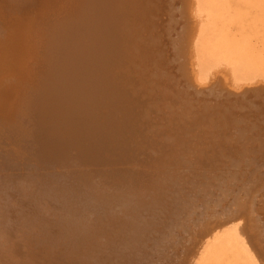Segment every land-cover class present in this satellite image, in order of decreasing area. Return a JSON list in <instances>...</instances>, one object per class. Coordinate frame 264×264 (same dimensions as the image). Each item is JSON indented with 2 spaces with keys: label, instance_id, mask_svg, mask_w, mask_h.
<instances>
[{
  "label": "bare ground",
  "instance_id": "obj_1",
  "mask_svg": "<svg viewBox=\"0 0 264 264\" xmlns=\"http://www.w3.org/2000/svg\"><path fill=\"white\" fill-rule=\"evenodd\" d=\"M188 1L182 45L190 78L204 84L223 76L230 90L264 84V0ZM142 3L0 0V264H137L136 253L143 258L156 237L152 229L171 233L175 225L192 242L186 264H264V178L255 189L264 175V93L256 89L258 102L240 106L257 115L255 125L234 124L228 98L231 107L205 104L223 114L196 127L199 143L168 137L199 117L190 98L170 112L168 95L150 108L151 84L127 91L124 76L145 54L136 50L142 19L149 25L154 10ZM155 108L169 114L163 124H150ZM231 123L259 130L250 139L216 134ZM75 160L104 167L93 179L72 170ZM21 176L32 181L27 199L12 184ZM83 184L101 188L100 198L80 195ZM103 206L112 227L89 239L94 228L85 234L83 218ZM27 227L38 229L34 241Z\"/></svg>",
  "mask_w": 264,
  "mask_h": 264
},
{
  "label": "rangeland",
  "instance_id": "obj_2",
  "mask_svg": "<svg viewBox=\"0 0 264 264\" xmlns=\"http://www.w3.org/2000/svg\"><path fill=\"white\" fill-rule=\"evenodd\" d=\"M142 2L143 3L141 5H145V6H147V5L151 6V4H152L154 6V10L151 13H149L150 14L149 16L151 17V23L149 25H148L149 22L147 21V19H149V18H147L145 20L142 19V21H144L143 24H144L145 29H143V32H142L140 39H138V47L136 48V50L138 53H139V51L142 52L144 50L145 54H144V56H139L138 58H136L137 61H136V65L134 66V68H132V70L130 69V71L127 72V74L124 76L125 83L128 84L127 85V91H129V92L134 91V89H139V91L149 90L150 84H151L152 86H154L156 88V91L152 93L153 94L152 98H151L152 105L150 104L151 105L150 108L155 107V106L159 107L160 104L163 102V99H166L167 98L166 95H168V96H170V98L173 102V103L171 102L169 104L170 108L166 109V110H170V112H173V111L176 112L177 111L176 108L184 105L183 99L184 98H190L191 102H192L191 110H195L197 112V116L199 117V123L197 126H194V123H192L191 125L189 123L186 128H184L182 130L180 129L181 131L180 130L176 131L175 129H173V131H176V132L172 131V133L168 137H170V138L176 137L177 138L179 136V137L183 138L184 140L189 141L190 143H195V142L197 143L198 142V136L195 137V141H194V134H196V131L198 130V128H196V127H199V126L200 127H206L205 124L209 125V122H210V120H212V118H215L216 120H218L220 114H217V112H220L223 114V111H217L215 114L211 113V111L205 109V107H206L205 104L208 103L206 105H210L213 107H214V104H219V105H223L224 107H227V105L230 106V102H231V101L226 100L228 98L234 99V100H232L233 102H231V103H235V105H236V107L233 109L236 110L237 112L235 111V113H233L231 115V118H232L231 121H233L234 124L238 125V122H239L242 125V124H245L244 121H246V123L248 125L252 126V125H255L256 123H258L256 120L257 115L254 112H250V114H249L245 110V108H242L240 106L242 104H246V103L250 102L251 100L253 101V99H255V101L257 103L258 100H256V97H257L256 93H259V92L264 93V87H263L264 84L252 85V86L250 85V86H248V89L236 90L233 88L232 90H230L232 87L229 85V83L227 81H225L223 76L222 77L217 76L219 79L216 77V78H213V80H211L207 83H204V84H201L198 81L196 82V80L194 81V80H192V78H190V77H192V75H191L192 74V66L190 67L189 65H192V64L188 58V55L185 53V49H184L185 46L182 45L184 40H186V37H185V36H187L186 35L187 30L186 29L188 28L189 24L192 21L189 14H186V9H188V7H189V1L188 0H142ZM141 5H139V6L144 9L145 6H141ZM177 8H179V9H177ZM144 13L146 14V17H147L148 12L147 13L144 12ZM138 21H139V23L142 22V21H140V19ZM186 21H188V22H186ZM178 25H179V27H178ZM147 29L149 30V33L147 32ZM142 37L144 38L143 40H142ZM146 38H148L147 42H146ZM152 39L157 40V43H156L157 45H155V47L150 46L148 43L149 40H152ZM181 46H183V47L180 49ZM158 54H160V55L157 56ZM179 54H181V55H179ZM183 57H185V58H183ZM156 58H159V59H156ZM184 60H185V65H184ZM139 65H141V67H139ZM179 66H181V67H179ZM189 67L191 69H189ZM144 69L147 70V77L143 76V73H144L143 70ZM127 70H128V68H127ZM187 72H188V74H187ZM181 76L182 77L184 76V77L182 78ZM188 76H189V78H188ZM185 78H187V79H185ZM185 81H186V83H185ZM193 82H194V85H193ZM195 83H196V85L197 84L198 85L196 86ZM223 83H227L228 85H226V84L223 85ZM221 85H223V86H221ZM256 89H258L259 92ZM235 92H236V94H235ZM262 98H264V94H263ZM137 101H139V99H137ZM238 101H240V102H238ZM261 101L263 102V100H261ZM251 103H253V102H251ZM256 103H254V104L258 105ZM150 105L149 104L147 106L144 105V110ZM139 106H143V105H139ZM150 108H148V109L150 110ZM151 110L153 111L152 112L153 120L150 122V124H152V125H153V122H156V125L163 124L165 117L167 115H169V114L163 113V110H159L156 108L151 109ZM145 111H147V110H145ZM135 112H137V111H135ZM133 113H134V111H132V114ZM145 116L149 117V114H146ZM176 121H179V119L175 120L174 122H176ZM234 124L231 123V127L225 126L223 128L216 129V134L220 135L222 137H224L223 135H226L227 137L231 136V135H235L238 137L239 136L243 137V139H250V138L255 137V135L257 134L255 131L259 130L258 126H257V128L255 127L254 129L247 130V127H248L247 126L246 127L247 131L245 130V133H244V132H240L239 130H241V129L239 127L236 128L234 126ZM174 126H176V125L174 124ZM179 131H180V134H179ZM70 149H71L72 153L77 152V150H76V148H74V146H71ZM75 158H79V157L75 156ZM71 162H72V164L70 166L72 167V165H73L72 170L78 172V174L90 175L93 179H94V177L92 176V173H94L95 171H98L101 167H104V165H100L99 163L93 164V163H90L87 161L79 162L78 160H75V161H71ZM229 165H232V164L231 163L226 164L227 174L233 175V173H230L231 169L229 168ZM118 166H123V165H122V163H117V167ZM232 167H233V165H232ZM62 169L65 172H69V171L71 172V169L69 167H65ZM68 169H70V170L67 171ZM3 176H6V175H3ZM262 178H264V175L260 174L258 181L256 182V185H255L256 190L260 186L261 182H263ZM18 179L19 180L16 181V183H12L16 187V190H17L16 196L21 198V199L22 198L27 199L28 194H26V192H24V191H26V190H24V188H25L24 186H26V184H28V183H31L32 181L31 180L27 181L28 180L27 177L24 178L23 176L19 177ZM246 187H249V186H246ZM86 188H87V186H84V184L79 186V194L80 195L81 194L87 195V193L90 192L91 195L94 194L97 198H100L97 195V193H99L97 191L101 190V188L98 187L96 189V187H95L93 189L92 186H91V189L87 188V190H86ZM103 200L105 201L106 199L103 198ZM96 201H98V200H96ZM97 207H98V203H97ZM233 207H236V206L234 205ZM103 208H104V206H103ZM107 209H109V208L105 207L103 210L99 209L97 211L91 212V214H89L85 218H83V221L81 224V229L83 230V232L86 234L87 229H89L91 227L94 228V231H95V232L94 231L90 232L89 239H94L95 237H98V239H102V237H104L109 232V230L111 229L112 223H109V221H108L110 212ZM51 214L52 213H50L48 215L50 216ZM255 215H258V211L255 212ZM52 216H53V214H52ZM197 216H199V215H197ZM199 217H203V218L206 217L207 218V215H203V216H199ZM258 217H259V215H258ZM260 224H262L264 226V220L261 221ZM175 227L176 228H174L171 233H169V230L167 232L164 231L161 233L158 228H153L151 233L154 234L156 237H153L152 239H150L149 242L147 241L143 258H140L141 255H138L136 253V255H135L136 257L133 258L135 260V262L137 264H139V263L140 264H171L172 262H173L172 264H183V263L186 264L187 260H189L190 254H191L188 247L192 244V242L190 240H186L183 238V236L187 232L186 230H184V229L182 230L181 226L178 227V225H175ZM159 228H161V227H159ZM199 229L200 228L198 227L197 230H199ZM28 230H29L28 231L29 236H31V239L33 237V241H34V239H35L34 235L37 237L36 232H39L38 229H34L31 227V229L28 228ZM157 233H158V235H157ZM263 239H264V237L262 238V240ZM36 243H40V241L37 239L35 240L34 248L37 250V247H35V246H38V245ZM263 243H264V241H263ZM195 245L196 244H194V246ZM67 248H68L67 242H65V240H63L61 243V250L63 251V250H66ZM146 248H147V250H146ZM152 251H153V253H152ZM51 257L52 256L50 254V258ZM53 258H55V257H53ZM186 258H188V259H186Z\"/></svg>",
  "mask_w": 264,
  "mask_h": 264
}]
</instances>
